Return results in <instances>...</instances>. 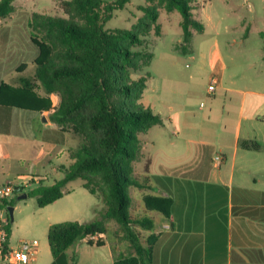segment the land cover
I'll return each mask as SVG.
<instances>
[{"label": "trees", "instance_id": "trees-1", "mask_svg": "<svg viewBox=\"0 0 264 264\" xmlns=\"http://www.w3.org/2000/svg\"><path fill=\"white\" fill-rule=\"evenodd\" d=\"M129 1H64L63 13L68 18L34 13L28 23L30 40L37 48L34 76L23 79L17 87L0 84V106L51 111V122L81 139L70 153L72 163L63 170V178L49 186L38 184L27 197H35L37 206L43 208L63 197L68 182L80 180L82 188L104 204L100 220L67 221L48 227L51 264H72L66 250L82 240L103 245L91 237L106 234L108 221L121 227L131 249L130 255H122L114 264H152L156 241L153 219L132 218V200L127 195L130 187L151 189L147 176L143 182L133 177L134 162L143 154L142 137L163 125L160 116L141 103L149 79L141 73L152 59L146 38L151 32L161 34L159 7L180 14L185 43L193 31L203 33L204 25L193 15L194 0H146L149 5L138 7L142 17L131 29H106L114 12L124 9ZM13 2L0 0V24L7 23L14 13ZM56 96L58 102L53 99ZM240 147L260 148L249 141H242ZM148 170L149 162L144 167L146 174ZM143 202L147 210L170 216V198L146 195ZM3 205L12 206L13 200L2 201L1 209ZM135 226L150 232L145 243L134 231ZM6 231L10 236V223Z\"/></svg>", "mask_w": 264, "mask_h": 264}, {"label": "crops", "instance_id": "crops-1", "mask_svg": "<svg viewBox=\"0 0 264 264\" xmlns=\"http://www.w3.org/2000/svg\"><path fill=\"white\" fill-rule=\"evenodd\" d=\"M12 29L0 24V84L17 87L23 79L33 78L36 52L29 56L28 42L19 41ZM205 44L190 50L189 58L195 61L197 70L210 74L209 80L216 79L214 92L206 90L208 104L200 103L197 111L167 105V111L155 112L162 119L160 129L167 131L168 126L178 128L180 124L182 129L187 125L190 132L186 135L173 131L183 134L186 151L172 165H165L168 176L156 181L163 191L152 194L171 199L170 216L165 218L145 208L164 217L159 218L157 227L153 220L156 241L152 264H264V157L259 154L264 138L255 134L256 130L264 131V94L250 92L254 101H247L249 92L239 91L235 75L231 78L227 73L218 40ZM50 114L0 106V187L15 179L32 189L43 184L49 173L61 170L54 159L64 157L65 162L70 161L68 167L71 165L72 135L51 122ZM242 141L256 142L260 150L252 153L241 148ZM148 159L150 170L153 159ZM9 239L11 242V235ZM97 239L103 245H89L82 240L76 250L68 248V261L114 264L127 254L124 245L112 246L108 231L95 236ZM52 262L51 255L47 264Z\"/></svg>", "mask_w": 264, "mask_h": 264}, {"label": "rangeland", "instance_id": "rangeland-1", "mask_svg": "<svg viewBox=\"0 0 264 264\" xmlns=\"http://www.w3.org/2000/svg\"><path fill=\"white\" fill-rule=\"evenodd\" d=\"M64 1L68 0H14L15 11L4 24L13 27L12 30L15 35L17 34L19 41L22 39V43L28 42L29 56H34L33 51L37 56V48L30 40L28 26L32 15L37 13L68 18L63 13ZM144 5H149V3L146 0H130L124 9L114 12L112 19L105 24V28L131 29L142 17V12L138 10V7ZM192 8L195 19L204 25V34L193 31L188 43L183 40L180 14L177 11L167 13L163 8H158L161 34L156 36L151 32L146 38V46L152 54V59L149 66L141 73L149 75L141 103L156 113L160 111L159 109L163 112L167 111V105L174 108L186 106L190 110L197 111L200 103L208 104L206 90L208 84L211 83L210 74L196 69L195 61L189 58V51L198 50L203 43L206 42L205 45H207L214 39L220 43L223 59L228 66V75L231 78L235 75V87L239 91L249 92L246 95L247 101L254 98L250 92L264 94V0H194ZM246 26L249 27V31H244ZM228 41H235V43L230 45ZM53 99L56 102L59 101L57 96ZM237 103H239V98ZM186 126L184 129L180 124L178 128L168 126L167 131L157 126L142 137L143 154L134 162L133 177L143 182L147 176L151 189L142 190L130 187L127 190V195L132 200L129 210L132 218L150 217L155 221V227L160 223L159 218H164L160 215L161 213L145 211L143 199L145 194L152 195L155 191L158 193L163 191L156 181L159 182L168 176L165 165H172L175 159L186 151L182 144L183 134H173V131L178 130L181 133L183 131L187 135L190 130ZM255 134L260 139L264 138L263 129L256 130ZM170 142L174 143L170 144ZM80 143L81 139L72 135L70 147L75 150ZM151 143L155 146H151ZM250 150L255 153L260 148ZM259 154L264 157V146ZM149 156L153 161L146 175L144 167L149 162ZM53 162L60 165L61 170L46 175L43 184L47 186L63 177L61 171L68 167L70 161L65 162L63 157L54 159ZM179 172L180 170H176V173ZM9 183L16 187L21 182L11 179ZM29 189L30 187L24 188L22 193L27 194ZM63 192L65 194L62 198L43 208L37 206L35 197L19 199L20 195L14 193L8 200H13V205H6L3 209L7 212L8 207L13 208L12 222L9 220L13 245L23 240H36L39 243L37 264H47L51 257L47 243V229L50 224L62 222L63 219L69 220V217H76V221L81 223L101 219L100 213L104 209L101 198L83 189L80 180L68 182ZM106 228L112 246L122 244L124 245L123 252L127 253L124 255H130L131 249L129 243L123 238L121 227L113 221H108ZM133 228L140 236L142 243H145L146 235L150 232L138 226ZM78 244L71 248L76 250Z\"/></svg>", "mask_w": 264, "mask_h": 264}, {"label": "built area", "instance_id": "built-area-1", "mask_svg": "<svg viewBox=\"0 0 264 264\" xmlns=\"http://www.w3.org/2000/svg\"><path fill=\"white\" fill-rule=\"evenodd\" d=\"M216 79L211 78L208 86V92L215 90ZM218 160L219 157H216ZM34 180V179H33ZM36 180V179H35ZM10 183L0 187V204L2 201H8L15 193ZM4 209V208H3ZM0 208V264H36L39 244L36 240L19 241L16 245L11 244L6 228L9 218L7 212ZM95 239V236L91 237Z\"/></svg>", "mask_w": 264, "mask_h": 264}, {"label": "water", "instance_id": "water-1", "mask_svg": "<svg viewBox=\"0 0 264 264\" xmlns=\"http://www.w3.org/2000/svg\"><path fill=\"white\" fill-rule=\"evenodd\" d=\"M22 191H23V185L21 184V185H18V186H16L15 188H14V192L17 194H20V196H19V199H24V198H26L27 197V194H25V193H22ZM7 212H8V218H9V220L12 222V212H13V208L12 207H8V209H7Z\"/></svg>", "mask_w": 264, "mask_h": 264}]
</instances>
